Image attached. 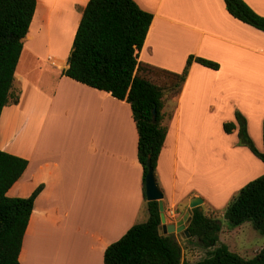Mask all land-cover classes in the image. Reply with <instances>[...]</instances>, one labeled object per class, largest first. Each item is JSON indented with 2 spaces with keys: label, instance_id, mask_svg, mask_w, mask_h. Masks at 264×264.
Wrapping results in <instances>:
<instances>
[{
  "label": "crops",
  "instance_id": "crops-1",
  "mask_svg": "<svg viewBox=\"0 0 264 264\" xmlns=\"http://www.w3.org/2000/svg\"><path fill=\"white\" fill-rule=\"evenodd\" d=\"M35 1L22 38L33 66L19 70V56L12 82L18 101L0 112V149L27 160L7 195L27 196L41 186L18 258L21 264H102L106 246L147 218L135 124L125 100L61 74L88 0ZM134 1L152 14L139 61L174 73L190 54L218 63L212 69L192 61L178 94L162 96L166 135L154 173L170 222L186 210L190 215L194 197L202 198V210L206 197L187 185L193 173L189 164L195 155H217L218 139L226 136L203 123L196 139L188 133L189 119L234 121L237 110L262 150L264 32L232 17L223 0ZM243 1L264 17V0ZM59 42L64 49H58ZM32 67L42 69L34 79ZM26 87L36 96L27 102ZM227 136L222 148L235 167L231 178L244 183L256 169L264 172V164L237 144L236 129ZM172 234L180 245L181 233Z\"/></svg>",
  "mask_w": 264,
  "mask_h": 264
},
{
  "label": "trees",
  "instance_id": "trees-1",
  "mask_svg": "<svg viewBox=\"0 0 264 264\" xmlns=\"http://www.w3.org/2000/svg\"><path fill=\"white\" fill-rule=\"evenodd\" d=\"M227 12L239 21L264 32V17L243 0H223ZM35 0H0V112L3 106L15 104L18 92L12 89L14 71L22 51L35 10ZM152 14L134 0H88L81 12L67 67L61 74L89 87L107 91L125 100L137 132V158L144 177L147 159L153 170L166 135L162 120V96L178 94L192 61L216 69L218 63L200 56L188 55L180 73L144 63L137 59ZM155 119H152V109ZM226 133L236 129L237 144L247 147L264 164V120L262 150H258L246 130V119L234 112V121H224ZM27 160L0 149V264H21L19 253L33 202L41 186L27 196L10 197L9 188L25 170ZM147 218L131 225L121 237L108 244L102 264H264V247L253 257L245 258L228 249L215 246L221 229L220 220L204 213L199 206L190 210L187 230L206 249L197 261L181 259V247L172 233L159 232V210L156 200L145 201ZM231 225L250 221L264 233V173L242 186L223 212Z\"/></svg>",
  "mask_w": 264,
  "mask_h": 264
},
{
  "label": "rangeland",
  "instance_id": "rangeland-1",
  "mask_svg": "<svg viewBox=\"0 0 264 264\" xmlns=\"http://www.w3.org/2000/svg\"><path fill=\"white\" fill-rule=\"evenodd\" d=\"M62 36L65 39L68 37L66 30L63 32ZM43 38H45V36H42V39ZM58 44L59 50L64 49V45H62L64 43L59 42ZM20 56L21 60L18 65L19 70L21 68L25 69L28 68V66H33V60H31L32 62L29 60L31 58L29 47L24 48ZM32 68L33 69L30 70V75L31 79H34L42 69L39 67ZM15 90L17 89L15 88ZM24 95L26 102L30 97H32V99L36 98L35 94L28 87L24 89ZM170 109V107L167 108L166 113H169ZM224 120L225 119H189V122L193 123L191 126L189 124L190 129H188V133L194 138H196V132L199 130L200 124L202 126L203 123L206 127L210 126V131L218 132L219 136L223 133L227 138L219 137L218 141L220 147L217 155L213 153L211 156H194L193 163L191 165L189 164L193 173L192 176L189 177L187 185L189 187H194V190H199L201 194L206 197V202L202 205L203 212L215 216L220 220L221 230L218 234V241L215 246L225 244L229 250L236 252L240 256L251 258L264 247V233H260L258 230L254 229L250 221H244L239 225H231L222 214L233 196L237 195L239 189L248 181L262 175L264 172L260 173V171L256 169L255 173L251 172V175L246 176L248 181H244V183H242L243 181L241 180L236 181L231 178L234 174L235 167L227 150L222 148V145L225 146L227 142L230 141V138L227 136L228 133L225 134L226 132L222 129ZM227 121H231V119ZM252 128L254 129V125H252ZM252 142L255 144L253 140ZM181 157L182 155L180 153V160ZM8 196L15 197V195L11 194ZM197 241V237H191L189 240L180 239L181 259L194 262L205 255L206 249L200 247ZM183 246H187L188 248L185 250Z\"/></svg>",
  "mask_w": 264,
  "mask_h": 264
},
{
  "label": "water",
  "instance_id": "water-1",
  "mask_svg": "<svg viewBox=\"0 0 264 264\" xmlns=\"http://www.w3.org/2000/svg\"><path fill=\"white\" fill-rule=\"evenodd\" d=\"M152 119H155V109H152ZM144 196L146 201L156 200L158 204L159 210V219H160V229L161 234H169V233H181L183 239H187L190 237L187 225H188V218H189V211L186 210L182 214L180 218L174 221L167 222L166 216L164 213V204H163V194L160 190L158 183L155 178V173L150 165V159H147V172L144 177ZM202 203V198L194 197L192 198L189 203L188 207L193 208L199 206Z\"/></svg>",
  "mask_w": 264,
  "mask_h": 264
},
{
  "label": "built area",
  "instance_id": "built-area-1",
  "mask_svg": "<svg viewBox=\"0 0 264 264\" xmlns=\"http://www.w3.org/2000/svg\"><path fill=\"white\" fill-rule=\"evenodd\" d=\"M169 215H173V212L172 211H169Z\"/></svg>",
  "mask_w": 264,
  "mask_h": 264
}]
</instances>
